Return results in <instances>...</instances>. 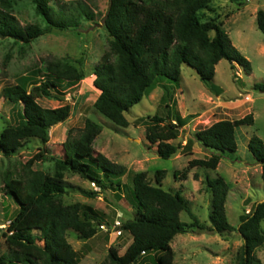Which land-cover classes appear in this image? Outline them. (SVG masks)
<instances>
[{
	"label": "trees",
	"instance_id": "16d2710c",
	"mask_svg": "<svg viewBox=\"0 0 264 264\" xmlns=\"http://www.w3.org/2000/svg\"><path fill=\"white\" fill-rule=\"evenodd\" d=\"M18 0H0V38H11L15 44L30 45L37 37L53 30L79 31L83 20L93 21L98 11L84 0H30L41 23L20 25L12 11ZM212 0H109L102 17L109 37L108 48L92 67V85L99 91L93 101L97 112L111 122L126 127L124 116L144 95L159 86L160 104L176 106L175 89L171 82L178 81L181 66L192 67L200 80L211 81L215 65L222 59L237 64L249 74L250 62L228 38L221 24L214 18L205 19L203 12ZM240 4L244 0H230ZM257 28L264 34V10L256 11ZM210 33H213L210 35ZM43 59L14 84L1 88L0 96L19 107L20 121L7 126L0 133V153L14 155L27 140L39 143L36 159H48L43 147L49 141L52 126L68 119L72 107L66 103L49 108L38 104L41 97L64 96L61 89L71 87L84 78L82 57L76 60ZM253 88L264 91L263 83ZM209 89L218 92L210 84ZM170 103V105H169ZM145 137L156 144V154L170 158L178 149L191 152L195 141L209 152L207 158H193L174 177L187 178L188 169L202 167L215 169L225 152L236 151L235 128L253 123L252 113L239 119L217 120L193 133L183 145L173 143L179 127L188 122L187 116L177 111L171 116L153 114L147 117ZM101 126L86 118L76 135L67 133L62 142L65 157H49L54 162L51 173L32 169L30 163L22 165L21 172L13 176L6 173L2 190L17 205L5 227L6 249L0 254V264H79L77 252L66 239L72 230L80 238L93 237L102 224L103 212L89 204H64L62 195L72 187L64 179V172L78 174L97 185V190H84L86 197H96L107 188L119 189L120 178L127 168L96 152L93 141ZM247 148L260 164V178L264 181V143L252 135ZM163 169L154 171L155 184L150 183L145 171L132 174V196L135 214L123 221L119 228L131 239L122 253L109 247L106 258L98 264H173L170 242L180 233L220 234L236 230L242 239L232 264H262L255 250L264 243L260 223L264 221V199L255 202L248 212L239 216L237 227L226 217L225 201L228 185L217 175L206 177V190L210 193L209 226L200 222L191 210L190 201L177 189H164ZM196 178V174H194ZM116 197L119 198L118 195ZM185 212L190 222L181 221Z\"/></svg>",
	"mask_w": 264,
	"mask_h": 264
},
{
	"label": "rangeland",
	"instance_id": "374dc122",
	"mask_svg": "<svg viewBox=\"0 0 264 264\" xmlns=\"http://www.w3.org/2000/svg\"><path fill=\"white\" fill-rule=\"evenodd\" d=\"M84 1L93 5L98 13L93 21L83 20L79 31L53 30L37 37L30 45H18L11 38H0V90L5 85L14 84L19 76L40 65L43 59L66 57L78 65L76 60L82 57L83 64L80 67L85 75L77 84L61 89L64 96L58 93L56 97L37 99L42 107L53 108L66 103L72 107L68 119L49 130V141L43 147L48 159L35 158L39 143L34 139L24 142L14 155L7 157L0 153V254L6 249L5 227L17 209L14 201L2 190L6 173L18 175L22 165L27 162L32 169L51 173L54 162L49 157H65L62 142L69 131L76 135L86 118L101 126L93 141L95 151L124 165L127 173L120 178L119 189L107 188L91 198L83 195L81 190H97L96 184L93 186L91 181L73 172H64V179L72 190L62 195V202L89 204L104 214L102 223L105 229L98 227L96 234L89 239L80 238L72 230L67 232L66 239L77 252L79 264H98L106 258L109 247L122 253L129 243V233L112 226L116 220L121 224L135 214L131 179L136 171H145L150 183L155 184L154 171L163 169L165 173L161 187L179 189L190 201L195 216L207 226L210 225V193L205 188L206 177L222 176L228 185L226 217L232 226L237 227L239 216L248 212L255 202L264 199L261 166L247 148L252 135L258 136L264 143V91L253 88L254 83L264 84V34L257 28L255 20L256 11L264 10V0H244L240 4L230 0H212L210 8L203 12L205 19L214 18L221 24L233 46L250 62L249 74L239 65H231L222 59L215 65L213 79L208 83L200 80L192 67L183 64L180 79L171 82L175 89L176 106L170 108L160 104L162 89L157 86L124 113L128 122L126 127L111 122L93 107L99 91L92 85V67L108 48L109 37L103 27L102 17L109 0ZM12 14L20 25L34 22L42 24L30 0H18ZM210 84L219 89L217 93L209 89ZM168 110L171 116L178 111L181 116L189 117L188 122L179 127L177 137L171 140L181 145L188 137L193 138L195 131L217 120L239 119L251 112L253 123L235 128L236 151L225 152L215 169L193 167L188 169L187 178L181 179L174 177L173 172L185 169L190 159L207 158L210 154L195 141L189 154L181 148L167 159L156 154V144H150L145 137V124L148 116L155 113L166 115ZM18 111L17 105L0 96V133L5 127L19 123ZM179 219L191 221L185 212L179 214ZM260 226L264 232V221H261ZM241 242V236L235 229L222 235L176 234L170 242L174 253L173 264H232ZM255 255L264 264V243L255 250ZM145 264H151V260H146Z\"/></svg>",
	"mask_w": 264,
	"mask_h": 264
},
{
	"label": "built area",
	"instance_id": "2783aa9c",
	"mask_svg": "<svg viewBox=\"0 0 264 264\" xmlns=\"http://www.w3.org/2000/svg\"><path fill=\"white\" fill-rule=\"evenodd\" d=\"M91 184H92L93 186H95V184H94L93 182H91ZM119 225H120V222L116 220V221L114 222V225H113L112 227H114V228H118ZM99 227L105 229V224L102 223ZM117 231H118V233L120 232L119 229H118Z\"/></svg>",
	"mask_w": 264,
	"mask_h": 264
}]
</instances>
